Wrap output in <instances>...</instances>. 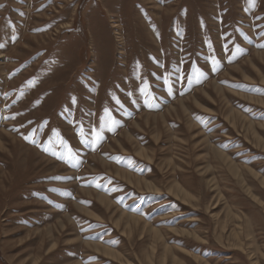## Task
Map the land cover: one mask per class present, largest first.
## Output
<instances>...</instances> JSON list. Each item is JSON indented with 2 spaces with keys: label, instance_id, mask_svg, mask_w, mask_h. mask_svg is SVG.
I'll use <instances>...</instances> for the list:
<instances>
[{
  "label": "rangeland",
  "instance_id": "374dc122",
  "mask_svg": "<svg viewBox=\"0 0 264 264\" xmlns=\"http://www.w3.org/2000/svg\"><path fill=\"white\" fill-rule=\"evenodd\" d=\"M0 45V264H264V0H0Z\"/></svg>",
  "mask_w": 264,
  "mask_h": 264
},
{
  "label": "snow or ice",
  "instance_id": "6c2138e0",
  "mask_svg": "<svg viewBox=\"0 0 264 264\" xmlns=\"http://www.w3.org/2000/svg\"><path fill=\"white\" fill-rule=\"evenodd\" d=\"M250 2L254 5L255 0H250ZM0 47H2V45H0ZM213 70H215V68ZM200 75H203V73L197 72V79L199 78ZM189 79H191V77H189ZM29 83H32V81H29ZM165 83H168L167 79H165ZM170 90L171 89H169V91ZM111 123L115 124L116 121L113 120ZM56 135L58 138V142L61 144H64L66 146V142L63 141V139L59 137V133H56ZM95 137H96V139H95L94 143L98 142L102 138L100 133H96ZM49 143L51 144V140L49 141ZM48 150H49L48 148H45V151H48ZM52 155L58 156L60 159L66 160L69 163H71L74 159H76L75 154L72 153L70 148L67 149V153H61V152H57L56 150H53ZM57 179H60V177H57ZM97 186H99V185H97Z\"/></svg>",
  "mask_w": 264,
  "mask_h": 264
}]
</instances>
